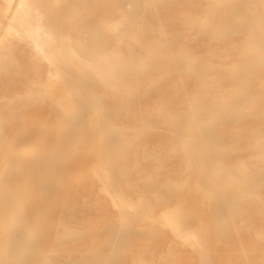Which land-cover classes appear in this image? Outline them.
I'll use <instances>...</instances> for the list:
<instances>
[{
	"label": "bare ground",
	"instance_id": "obj_1",
	"mask_svg": "<svg viewBox=\"0 0 264 264\" xmlns=\"http://www.w3.org/2000/svg\"><path fill=\"white\" fill-rule=\"evenodd\" d=\"M71 1L15 0L13 3V0H5V8L2 10V17L6 18L8 23L2 24L0 28L5 26L7 34L23 39L32 56L37 58L33 65H39V60L43 59L48 78H58L64 84L61 96H57L54 90L44 88V92L46 91L52 101L50 105L53 106L56 102V109H51L50 113L70 108L69 111L78 119L80 112L85 108L83 106H94L104 101L107 104L105 111H101L97 118L87 120L83 129L92 137L94 144L100 146L104 156L108 157L111 149L108 146L109 140L114 135L113 118L118 119L120 115L116 105L137 107L143 103L142 99L149 87L140 82V76L156 68L158 63L163 62L162 58L167 60V69L173 68L176 62L183 63L193 75L186 81H191V85L189 88L179 86V95L175 101L163 100V106L166 107L159 111L161 122L170 133L164 142L163 157L173 159L183 155L186 158L184 162L180 158L177 162L183 166L185 177L188 180L194 179L195 192L207 200L205 207L208 217L201 221L198 227H192L191 222L198 213L195 208L182 211L180 205L168 206L161 211L160 223L168 227L181 241L193 243L198 247L200 264H207L209 261L208 249L212 232L218 233L220 240L236 237L242 241L241 246L245 249L254 246L251 235L258 238L262 243L258 255L255 252L253 257L245 254L238 258L237 264H264V195L260 194L256 199L255 203L258 204L253 203L254 201L241 203L237 200L240 196L256 194L253 193L254 188L264 182V128L241 126V132L234 135L238 140L226 143L222 137L225 133L216 126L217 117L223 115L221 111L231 109L234 112L251 99L245 76L254 72L252 67L256 66L262 70L264 80V18L256 17L258 12L264 15V8L254 11L255 8L250 7L264 3V0H236L235 5L221 12L217 10L224 6L227 0H210L207 8L213 13L211 18H204L197 23L196 35L218 42L222 45V50H225L229 36L235 33L242 35L243 40L236 45V50L243 60L232 64L225 63L222 59H218L216 63L211 58L213 54L208 57L190 55V48L174 46V43L184 38L183 29L166 35L161 33L154 39L155 36L151 32L155 29L153 21L156 14L150 8L159 3L163 8L170 10L175 0H126L128 3H147L144 9L148 11V16L142 15L139 8L127 9L124 0H99L106 8L107 14L101 20L98 19L100 24L94 23L97 27L96 34L91 37L92 43L86 47L77 44V29L83 27L84 23L73 20L75 14L70 9ZM76 1H80L81 6L91 3L90 0ZM195 24L191 15L184 12L183 27L192 29ZM126 33L128 36L125 39L123 35ZM97 34L107 39L100 46L95 43L100 40ZM16 50L9 51L14 53ZM71 52L74 54L73 62L79 69L73 68L68 62ZM23 61L26 63L27 60L24 58ZM218 67L223 73L210 80L218 71ZM81 70L87 74H83ZM18 75L24 76L20 71ZM228 79L234 81L231 88L227 87ZM93 84L106 88L107 92L103 95L95 94L92 90ZM69 94L72 97L82 95V102L73 105ZM262 96L259 95L260 100ZM21 99L26 102H21ZM34 99L31 90L25 94H15L12 99H8L11 105L0 109V114H3L2 110L14 106L17 109L24 108ZM247 115L264 118V108H251ZM199 116L205 118L200 120ZM234 117L241 118V115L237 112ZM77 119L60 133H53L51 128L48 130L50 136L42 133L37 152L21 149L20 143L23 144V140L18 143L16 134L11 133L0 146V152L10 156L0 166V264H67L56 262L52 256H44L46 248L51 250L53 256H58L60 251L76 252L75 256H69L68 263L87 264L104 246L111 250L98 264H115L120 249V244L114 248L115 244L120 239L126 241L129 238L130 221L126 218H112L110 230L103 238L83 251L78 250L79 247L76 246L80 236L79 230L66 229L65 213L73 209L75 214L78 212L77 214L83 216L86 207L79 204L73 193L60 191L63 181L58 172L50 170L42 173V169L59 166L60 162L55 157L61 142L66 137L76 141L77 134L80 133L81 126ZM143 121L146 128L151 127L150 121ZM132 142L131 138H127L123 143L124 147H132ZM245 151L257 155L256 162L260 165L258 169L254 170L245 162H240L214 172L210 170V163L199 157L204 152L209 155L216 154L215 152L229 155L231 152ZM69 155L74 156L76 161L84 157L80 151L71 152ZM35 157L39 158V163L31 167ZM113 164L110 157L107 158L102 172L96 175L113 206L115 205L121 214L130 207L134 209L135 215L149 217L154 207L164 203L170 196V193L167 195L164 192L153 194L151 199L128 198L127 194L117 189L114 184ZM88 169L94 171L95 168L89 166ZM119 175L125 174L121 170ZM143 180L149 187L153 185L152 179ZM166 185L170 188V183ZM32 192L35 193L28 202ZM222 193L228 194V199L223 200ZM68 194L74 198L72 203L67 201ZM229 206L239 215L245 212L246 216L240 224L237 225L232 219V212L228 213ZM57 210L62 214L56 219L57 227L53 232ZM13 214L15 217L11 220L10 216ZM254 214L258 215L256 226L251 221ZM137 230L144 246L152 244L158 235L152 227H140ZM52 236L56 243L50 240ZM146 250H142L143 254L139 251L135 258L137 264H150L144 257Z\"/></svg>",
	"mask_w": 264,
	"mask_h": 264
},
{
	"label": "rangeland",
	"instance_id": "obj_2",
	"mask_svg": "<svg viewBox=\"0 0 264 264\" xmlns=\"http://www.w3.org/2000/svg\"><path fill=\"white\" fill-rule=\"evenodd\" d=\"M142 1V0H141ZM128 3L124 0V6L127 9L135 10L139 8V12L148 16V11L144 8L148 5L143 2ZM15 0H13V3ZM90 4L87 6L82 5L80 1L72 0L70 9L75 14L73 16L74 21L84 23L83 27L77 29V44L81 46L89 45L92 43L91 37L96 34V25L100 24L98 19L101 20L103 16L107 14L106 8L99 2V0H90ZM210 0H175L170 10L163 8L161 4H155L150 8L156 14L155 29L151 32L157 39L159 34H168L175 30L183 29L184 38L180 39V42L174 43L177 48H190L188 51L190 55H203L214 56L211 57L213 61L217 63L218 59H222L225 63L232 64L240 63L243 58L237 52L236 45H239L243 37L241 34L235 33L229 36L228 43H226L225 50H222V45L216 41H212L206 37L196 35L197 23L204 18H211L212 11L208 10ZM236 0H227L224 6L219 7L217 10L221 12L225 8H230L236 4ZM251 8H255L254 11L263 9L264 3H258L257 5H250ZM262 7V8H261ZM5 8V0H0V26L7 24L8 20L2 17V10ZM205 8V9H204ZM253 11V12H254ZM184 12L191 15L195 21L194 28H184L182 25V18ZM258 19L264 18L263 14L256 13ZM113 18V17H112ZM140 29V27H137ZM95 42L97 46L102 45L107 39L103 36ZM128 33L123 37L126 39ZM111 39V38H110ZM114 41V40H112ZM25 41L17 36L9 35L5 31V26L0 28V109H6L9 105L8 99H12L15 94H25L29 90L34 94V100H30L32 103L28 104L24 108L17 109L15 106L2 110L3 114H0V146L6 141V138L12 134H16V141L23 140L20 147L24 151H38V146L41 144V134H49L48 130L53 133L62 132L73 120L77 117L69 111L67 108L50 113L51 109H56V102L54 105H50L52 101L48 98L46 91L54 90L57 96H61L64 91V84L59 81L58 78H48L46 74L45 61L39 60V65H33V62L37 59L32 56L31 51L25 46ZM17 49V50H16ZM9 50H16L11 53ZM224 52V53H223ZM21 54V55H20ZM71 57H68V62L73 68L79 69L73 62L74 54L71 52ZM27 57H26V56ZM25 58L26 63L23 61ZM161 63H158L156 68L149 70L145 75L140 76V82L144 86H148L145 97L137 107L124 106L117 104L116 106L120 110V115L113 118L112 127L114 135L109 140V156L105 157L103 150L99 145L94 144V140L88 134H86L83 127L87 120L97 118L101 111H105L107 104L104 101L99 102L96 105L83 106L82 112L78 117L81 130L76 137V141L71 138H64L61 142L60 149L56 154L59 166L42 169V173L47 171H56L62 177L61 190L67 191L70 194L73 193L77 197L79 204L85 206V214L80 216L73 212H66L65 217L66 229L79 230V238L76 242L78 250H86L95 243L101 240L103 236L110 229V220L112 218L128 219L130 225V235L126 241L120 239L114 246L117 248L120 244L119 253L115 264H137L136 256L139 251L143 254L142 250H146L144 257L150 262V264H200L199 262V249L190 242H183L179 237L160 223V215L163 208L168 206L180 205L181 210L185 211L188 208H195L197 210V217L191 222L192 227H198L200 222L207 219L208 210L205 207L207 200L198 195L194 189V179L188 180L185 177V173L181 165L178 164L179 158L184 162L186 158L183 155L168 159L164 153V142L166 137L170 134L165 125L161 122L159 111L166 107L163 106V100L174 102L179 95L177 90L179 86L190 87L191 81L186 82L192 73L186 68L183 63L176 62L173 68H168L167 60L162 58ZM173 66V64H172ZM254 72L251 75L245 76L247 83V90L252 95L249 101L243 103L239 109L233 110L227 109L221 111L222 116L217 117V128L223 131L225 134L222 136L226 143H231L235 140L234 135L240 133V127H260L264 128V118L250 117L248 116V110L251 108H264V80L262 77V70L258 67H252ZM22 72L23 75H18V72ZM83 74H87L81 70ZM221 68L218 67V71L210 77V80L214 79L217 75L222 74ZM18 75V76H17ZM91 82V81H90ZM227 87L231 88L234 81L231 79L226 80ZM106 88L99 87L93 84L92 90L97 95H103L107 91ZM263 95L262 99H259V95ZM69 96L72 98V104L77 105L83 100V96ZM21 102H26L25 99H21ZM170 102V103H171ZM32 104V105H31ZM71 104V105H72ZM174 104V103H171ZM31 105V106H30ZM144 106H148L145 108ZM136 110V112H133ZM166 111V110H165ZM241 115V118L234 117L237 113ZM72 114V115H71ZM205 117H200L203 120ZM14 120V121H12ZM151 122V127L146 128L145 121ZM51 131V132H52ZM50 132V133H51ZM226 135V136H225ZM127 138L133 140V145L130 148L124 147V141ZM67 139V140H66ZM19 143V142H18ZM86 146V147H84ZM88 146V147H87ZM80 151L84 154L83 159L79 158L76 161L74 156L69 155L71 152ZM218 152V151H217ZM209 155L204 152L200 154V159H205L210 163L211 171H219L227 167H232L240 162H245L248 167L256 170L260 165L256 162L257 155L250 151L245 152H231L229 155H223L220 153ZM8 153L0 152V166L4 163V160L8 159ZM113 161L112 175H115L114 184L117 189L124 191L128 198L132 200H138L139 198H153V194L164 193L168 196V199L162 204L156 205L149 217H141L135 215L134 209L128 207L123 211V214L119 209L113 206V203L109 196L106 194L105 189L102 187L100 181L97 178V173L102 172V167L107 158ZM106 158V159H105ZM39 163V158L35 157L32 162L33 167ZM89 166H93L96 172L92 169H88ZM121 170L125 175H119ZM119 171V172H118ZM61 172V173H60ZM150 178L153 181V185L150 187L146 185L143 179ZM170 183V188L167 185ZM188 184V186H187ZM190 184V185H189ZM135 185V186H134ZM134 186V187H132ZM104 190H103V189ZM256 194L251 196L239 197L237 200L241 203L253 202L255 203L259 195H264V182L259 183L254 188ZM35 192H32L28 198V202L31 201V196ZM68 194L67 201L72 203L73 196ZM228 194L222 193L223 200L228 199ZM204 204V206H203ZM255 204H258L255 203ZM230 207V206H229ZM195 210V211H196ZM232 212V219L238 224L243 221L245 212L243 215H239L233 211L231 206L228 213ZM62 213L58 210L55 211V223L53 226V232L57 227L56 219H59V215ZM121 216V217H119ZM15 214L11 215V220L14 219ZM256 226L258 224V215L254 214L251 220ZM140 227H152L158 235L155 240L149 246H144L140 237L137 234V229ZM171 231V232H170ZM253 247L245 249L241 246L242 241L232 236L231 238L221 239L218 233L212 232L209 240V261L207 264H237L238 258L247 254L253 257L256 255L262 243L258 238L253 237ZM52 243H56V239L50 237ZM230 243V244H229ZM111 249L107 246L101 247L89 263L98 264L102 261ZM76 252L60 251L59 255L53 256L51 250L46 248L44 250V256H52L56 262L67 263L69 256H75ZM228 256V257H227Z\"/></svg>",
	"mask_w": 264,
	"mask_h": 264
}]
</instances>
